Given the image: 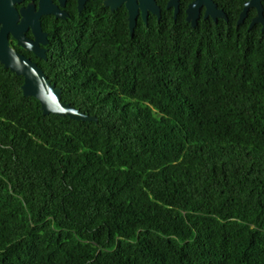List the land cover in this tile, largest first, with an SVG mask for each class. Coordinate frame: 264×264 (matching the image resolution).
Segmentation results:
<instances>
[{"label": "trees", "instance_id": "1", "mask_svg": "<svg viewBox=\"0 0 264 264\" xmlns=\"http://www.w3.org/2000/svg\"><path fill=\"white\" fill-rule=\"evenodd\" d=\"M101 2L39 67L43 115L0 64V264H264V31L247 0L186 22ZM264 12V0H262Z\"/></svg>", "mask_w": 264, "mask_h": 264}, {"label": "water", "instance_id": "2", "mask_svg": "<svg viewBox=\"0 0 264 264\" xmlns=\"http://www.w3.org/2000/svg\"><path fill=\"white\" fill-rule=\"evenodd\" d=\"M12 1L20 2L21 0H5L4 4V16L0 20L2 25L0 31V64L10 72L14 73L23 79L21 86L22 94L24 97H32L36 99L40 104V109L43 115H56L59 117H68L72 120L82 122H95L98 120L94 116H89L83 112H79L76 108L69 103L61 101V89L56 87L54 83H51L44 72L29 58L22 54H19L16 50L12 49L9 45L7 35L12 33L17 40V45L33 53L40 59H45L43 49L39 45H44L47 40L45 34L42 33L39 16L47 12L42 8L35 13L33 22L25 20V11H32L33 7L30 4L26 9H21L20 13L23 16L20 23L17 24L19 15L17 11L12 7ZM122 3H125L127 10V21L130 37L133 36L134 29L136 27L137 18L141 16L144 23H147L148 16L151 14L157 18V21L161 18V9L156 5L155 0H104V7L113 12ZM82 8V3H80ZM180 0H169L166 5V9L173 10V19L175 20L179 13ZM80 9V8H79ZM250 9L256 11V15L252 18L249 29L254 25H261V30L264 31V12L262 7V0H247L244 3L243 9L239 14L236 25L244 23L248 16ZM186 22L190 24L192 28H195L198 24V20L202 15V19H211L216 22L218 19L228 20L227 15L222 9L217 7V4L213 0H193L188 4L186 10ZM32 29L34 40L28 39L24 32L28 28Z\"/></svg>", "mask_w": 264, "mask_h": 264}, {"label": "flooded vegetation", "instance_id": "3", "mask_svg": "<svg viewBox=\"0 0 264 264\" xmlns=\"http://www.w3.org/2000/svg\"><path fill=\"white\" fill-rule=\"evenodd\" d=\"M104 0H21L20 2L12 1V7L17 11L19 18L17 24L20 23L23 16L21 15V9H26L30 4L33 7L32 11H25V20L28 22H33L36 20L35 13L42 8L43 11L47 12L39 16V24L43 34L46 36L47 42L44 45H39V47L44 51L45 59H40L33 53L26 51L22 47L17 45V40L14 38L12 33H8L7 39L9 45L12 49L16 50L19 54L24 55L34 62L38 67L43 65V62H48L49 58L55 53L58 43L61 41L63 35L66 33V27L71 20L73 22L81 21L88 18L91 12V6L97 5L98 2L103 4ZM82 3V8L80 6ZM157 6L159 4L155 0ZM4 4L5 0H0V20L4 16ZM104 6V5H103ZM160 7V6H159ZM80 8V9H79ZM109 10V9H108ZM125 11L127 19V10L125 3H122L113 12ZM110 11V10H109ZM141 19V16L137 18ZM2 25L0 24V31ZM24 35L30 39L34 40V35L32 29L29 27Z\"/></svg>", "mask_w": 264, "mask_h": 264}]
</instances>
